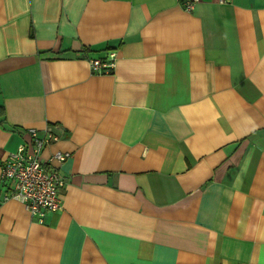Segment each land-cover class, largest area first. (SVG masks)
I'll list each match as a JSON object with an SVG mask.
<instances>
[{"label": "crops", "instance_id": "crops-1", "mask_svg": "<svg viewBox=\"0 0 264 264\" xmlns=\"http://www.w3.org/2000/svg\"><path fill=\"white\" fill-rule=\"evenodd\" d=\"M187 1L0 0V162L69 153L41 222L0 181V264H264V0Z\"/></svg>", "mask_w": 264, "mask_h": 264}, {"label": "built area", "instance_id": "built-area-1", "mask_svg": "<svg viewBox=\"0 0 264 264\" xmlns=\"http://www.w3.org/2000/svg\"><path fill=\"white\" fill-rule=\"evenodd\" d=\"M189 0L184 9L190 11L194 2ZM117 54L109 50L102 58L84 56L93 74H112ZM57 141L50 127L41 134L35 129L27 130V139L21 142L16 151L0 162V181L7 185L4 200L21 203L31 217L42 221L45 214L62 209L60 190L65 180L55 164H61L69 153L55 152L47 160L42 157L43 150Z\"/></svg>", "mask_w": 264, "mask_h": 264}, {"label": "trees", "instance_id": "trees-1", "mask_svg": "<svg viewBox=\"0 0 264 264\" xmlns=\"http://www.w3.org/2000/svg\"><path fill=\"white\" fill-rule=\"evenodd\" d=\"M87 50H88V49H86V50L84 49L85 52L83 51V52H80V53H79L80 58H84V56L86 55V53H88ZM88 51H89V50H88ZM86 56H87V55H86Z\"/></svg>", "mask_w": 264, "mask_h": 264}]
</instances>
